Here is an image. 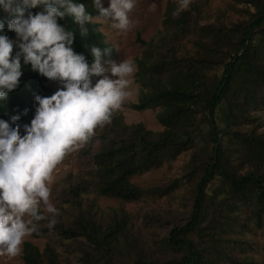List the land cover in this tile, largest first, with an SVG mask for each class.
Masks as SVG:
<instances>
[{
    "label": "trees",
    "instance_id": "1",
    "mask_svg": "<svg viewBox=\"0 0 264 264\" xmlns=\"http://www.w3.org/2000/svg\"><path fill=\"white\" fill-rule=\"evenodd\" d=\"M236 1L246 6L236 10L247 19L216 18L209 24L203 23L208 1H191L178 12L170 3L159 36L148 43L140 40L144 50L136 61V79L142 91L132 105L136 111L159 110L164 130L127 125L121 113L111 111L82 153L93 167L100 196L136 203L144 192L132 183L134 177L190 152L181 179L148 191L160 198L188 187L192 202L185 223L146 238L132 229L125 214L99 216L83 200L89 188L77 185L63 195L71 204L70 218L31 233L34 238L52 235L45 249L24 243L25 264H61L59 242L78 264H264V0ZM78 2L98 15L93 0ZM10 18L0 10L5 33L15 39L7 29ZM58 23L73 31V50L88 61L94 46L110 49L102 62L114 57L98 23L86 25L85 36L70 17ZM21 72L17 87L0 99V119L10 123L11 116H18L23 135V125L35 114L34 97L52 95L51 83L59 82L23 62ZM160 219L147 215V230ZM40 222L47 224L48 218ZM259 232L260 244L252 238Z\"/></svg>",
    "mask_w": 264,
    "mask_h": 264
},
{
    "label": "clouds",
    "instance_id": "2",
    "mask_svg": "<svg viewBox=\"0 0 264 264\" xmlns=\"http://www.w3.org/2000/svg\"><path fill=\"white\" fill-rule=\"evenodd\" d=\"M188 3L179 0L176 11ZM93 4L96 16L78 0H0V10L11 16L7 29L15 34L10 39L5 22L0 21V99L17 87L21 62L60 84L52 95L34 97L35 114L23 125V135L18 116H11L10 123L0 119V255L15 256L24 238L37 231L38 222L46 214L55 216L57 209L49 203L47 184L52 171L128 95L133 62L104 60L105 68L102 58L110 55V49L95 46L88 61L73 50L74 33L58 20L70 17L81 36L87 35L86 25L94 20L126 31L132 24L128 14L135 0H108L107 8L102 0H93ZM93 78L98 79L93 82ZM54 224V218H48V228Z\"/></svg>",
    "mask_w": 264,
    "mask_h": 264
},
{
    "label": "rangeland",
    "instance_id": "3",
    "mask_svg": "<svg viewBox=\"0 0 264 264\" xmlns=\"http://www.w3.org/2000/svg\"><path fill=\"white\" fill-rule=\"evenodd\" d=\"M191 1H208L210 11L205 14L204 24L214 23L216 18H221L225 22H237L248 17L236 10V8L246 7L236 0H189V2ZM102 2L103 6L107 8L108 0H102ZM170 3L179 7V0H135L134 7L128 14L132 24L126 31L112 29L107 22L94 20L100 25L106 41L115 49L111 61L119 63L123 59H128L134 64V71L127 78L129 81L126 89L128 95L122 100L120 106L112 112L121 113L127 125L143 124L147 130L155 133L164 130L157 118L159 110L136 111L132 109V105L138 102L142 91L136 79L138 70L136 61L141 58L144 50V45L140 40L146 43L151 42L163 30V21ZM102 65L105 68L108 67L103 62ZM95 79L98 78H93V82ZM58 87H60L59 83H51V89L54 92ZM88 147L87 141L76 145L52 171L47 182L50 189L49 203L57 209V212L54 217H51V214H46V218H54L55 224L67 221L70 218L69 208H71V204L63 201V195L71 188L80 185L89 188L86 193H82L83 200L86 204L93 205L99 216L107 219L113 213L125 214L132 229L141 231L146 238L162 236L168 232L172 225L185 223L189 217L192 202L188 187H181L160 198L150 195L148 191L181 179L189 163L190 152L183 153L171 165H164L159 169L134 177L132 183L139 186L144 195L136 203H126L98 194L93 167L82 154L83 150ZM150 214H157L161 219L160 223L155 224L151 230H147L145 217ZM38 224L42 228L48 227V223L38 222ZM259 234L260 232L258 235H253L252 238L260 244L262 239ZM51 237L52 235L46 238H34L32 234L27 235L15 256L0 255V264H25L22 259L24 243L31 242L43 251L46 245L50 243ZM56 246L62 256L61 264H78L75 255L70 254L66 246L62 245L61 242ZM257 252L259 255L262 253L260 250Z\"/></svg>",
    "mask_w": 264,
    "mask_h": 264
}]
</instances>
